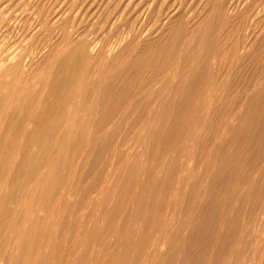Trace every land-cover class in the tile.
Returning a JSON list of instances; mask_svg holds the SVG:
<instances>
[{"label":"rangeland","instance_id":"374dc122","mask_svg":"<svg viewBox=\"0 0 264 264\" xmlns=\"http://www.w3.org/2000/svg\"><path fill=\"white\" fill-rule=\"evenodd\" d=\"M45 8L60 13L58 26L42 19ZM0 10V64L43 43L32 83L71 49L63 29L87 30L97 52L75 95L91 142L72 166L53 153L41 168L31 207L16 204L20 234L5 242L0 226V264L28 254L31 264H264V0H0ZM139 55V92L98 132L116 102H100V90ZM0 182L1 200L11 183Z\"/></svg>","mask_w":264,"mask_h":264},{"label":"bare ground","instance_id":"6f19581e","mask_svg":"<svg viewBox=\"0 0 264 264\" xmlns=\"http://www.w3.org/2000/svg\"><path fill=\"white\" fill-rule=\"evenodd\" d=\"M19 3H20V1H19ZM50 7H52V6H50ZM34 8H35V4H34ZM115 9H116V7H115ZM45 10H46V8H45ZM0 11H2V10H0ZM20 11H19V13H20ZM55 11L50 10V8H49V10L47 9L46 11H44L42 13L44 15V17H45V18L43 17L42 19L47 20L49 16H50V18L52 16V20H51L52 24L54 23V24H56L58 26L61 23L60 16H59L60 13H58L57 11L55 12ZM172 14L173 13H171V15ZM122 15H121V17H122ZM197 16H198V14H197ZM198 17H200V16H198ZM105 18H107V19H105V24H106V23L109 22L108 19H110V18H108V17H105ZM111 19H112V17H111ZM93 20H95V19H93ZM115 20H114V22H115ZM79 22H81V21H79ZM114 22H110V23L113 24ZM28 23H29V21H28ZM30 25H32V23ZM30 25L28 26V25L24 24L22 26V30L23 31L31 30V26ZM41 25H42V23H41ZM92 25H93V23H92ZM107 25H109V24H107ZM114 25H115V23H114ZM77 26H78V24H77ZM101 26H103V25H101ZM65 27H67V26H65ZM69 29H71V31L68 30V29H66V30L63 29L64 31H62V29H61V31L63 32L62 33L63 34L62 35L63 36L62 42L63 41H67L70 44H72V47L61 58H59V59L54 58V60H53V62H54L53 69L51 71H49L47 74L43 73L44 76H45V79L44 78H40V79L37 78L34 81V83H32L33 80L31 81V79L35 77V76H32V74H33L32 71L34 69L32 67L40 64L38 62H41V56H39L38 54L41 52L40 50L42 49L41 47L43 46V43L39 44V42H38L36 45L33 44L34 46L31 47L29 50H27L26 54H21L18 57H15V58H5V56H4L5 59H3V60L1 59L2 63L0 64V74L2 73V75H5L6 77H5V79L3 81L0 82V181H4L6 183H9V182L11 183L10 187L8 185L9 192L8 193L6 192V195H2L4 197L0 200V226L8 227L6 229V231H3V232H5V234L9 232L8 235L5 236V242L11 241V239L13 238V235H15V233H16V235H17V233L20 234V232H18V230H17V232H15L14 227H13V226H15L14 223L18 220V218L20 219V215H18L17 212H19L20 210H23L21 212L24 213V211L28 210L31 207V205L29 203L30 199L28 198V194L29 193L31 194L30 191H32L33 189H36V187L39 185V182L41 181V177H38L37 175H38V173L40 174L41 171H44L43 167L46 166V163L48 162L49 158L53 157L51 155L53 153L58 154V158L60 157V159L62 160L61 163L63 164L64 169H66L67 167L72 166V162H75V160L77 158L79 159V161L82 159V157H81V156H83V154H82L83 149L82 148H85V145L87 147V144H85V143L88 142V144H89L91 142V139H92L91 136H88V139L86 138V134H87V132H89L88 127H87L89 124L84 123L83 121L82 122L79 121V117H80L79 114L81 113L80 110H79V106L81 104H76L75 95L78 94V92H77L78 90L80 91L79 78L81 79V74H82V71H83V65L87 61H90V60L92 61V59H94V57L97 54L96 45L94 44L95 41L93 42V41L88 39L87 33H86L87 30L82 31L83 29H81L80 31H82V32H77V29L75 27H70ZM88 29H90V28H88ZM120 37H122V36H120ZM122 38H124V37H122ZM26 39H29V38H26ZM44 40H46V37H45ZM115 40H116V42H115ZM115 40H114V43L112 42L114 44L113 49L115 48V43L117 44V37H116ZM248 40H249V37H248ZM120 43L121 42H120V39H119L118 44H120ZM118 44H117V46H118ZM108 46H110V45H108ZM157 46H156V48H154V50L151 49V50L155 51L154 52L155 54H156V51H160V48L158 50H156ZM58 48H60V47H58ZM105 48H107L106 49L107 52L110 51V49H108V47H105ZM47 49H48V47H47ZM148 49H145L144 53ZM38 50L40 51L39 53L37 52ZM100 50H102V49H100ZM104 51H103V53H104ZM52 52L53 51L51 50V53ZM150 52H152V51H149V54H150ZM51 53L48 56H45L44 58L46 59L47 57L50 58L51 56H53V55H51ZM99 53H100V51H99ZM110 53H112V52H110ZM159 53H158V55H159ZM142 55H139L137 57L138 59L135 58V60L137 59L135 63L133 62V63H131V65H129V64H126V66L124 65V67H122L119 72L117 71L118 72L117 74H115V72H114V75H111V77L108 78V80L105 82L104 87L102 88V90H100V94H99V96H101L100 102H105L104 99L105 100L106 99L107 100L110 99L109 101H111L113 96L115 97V98L113 97V99L114 100L116 99V102H114L112 100L113 101V106H111L109 104L110 107H108V108L106 107L107 109L104 107L105 104L102 105L104 107V111L103 112H102L101 108L100 109L98 108L99 111L101 110L100 112H102L101 114L100 113H98V114H100V116L102 114L103 115L101 116L99 121H98V118H96V117H98V115L96 114L94 116L96 119H93V120H96L98 122L95 125L96 128H93L94 126L92 125L93 129H96L97 131L99 130L98 132H100L101 129H103V128L107 127V126H109V127L111 126V128H112V124L110 125V123H113L114 121H109L106 118H108L110 116L112 118V115L115 114L116 111H118V109H120L119 105H121V103H125L127 101L130 102L131 101L130 100L131 96L133 97L134 95L137 94V91H138L137 85H138V83L136 82V80H137V77L139 75V70L141 69L143 62L146 61V60H144V58L146 57V59H147V56L144 55L145 57L143 58ZM151 55H152V53H151ZM162 55L163 54H161V56ZM103 56H99V57L103 58ZM151 58H152V60L154 59L153 57H150V59ZM150 59H148V60H150ZM95 60H96V58H95ZM101 60L102 59H100V61ZM138 60H139V62H138ZM154 61H155V59H154ZM163 61H165V60H163ZM159 62H160V60H159ZM102 63L100 65H102ZM140 63H141V65H140ZM149 64H152V61H151V63L149 62ZM103 65H104V63H103ZM159 65H160V63H159ZM114 66H115V64H114ZM150 66L151 65H149V69H151ZM86 68L88 69V67H86ZM95 68H96V66L94 67V70L96 71L98 68H96V69ZM106 68H107V66H106ZM109 69H110V67H109ZM94 70H93V72H94ZM99 71H100V69H99ZM145 71H147V70H144V72ZM84 73L86 74L85 71H84ZM97 74L98 73H95L94 75H97ZM106 74H107V72H106ZM109 74H107V75H109ZM102 75H103V73H102ZM107 75H106V78H107ZM90 76H92V78L96 77V76L93 77L92 74H90ZM40 77H42V76H40ZM89 77L87 78V80L89 79ZM104 77H103V79H104ZM144 78H145V76H144ZM149 78H151V77H149ZM101 81H105V79L101 80ZM142 81H144V80H142ZM81 82L82 81H80V83ZM83 82H82V85H83ZM96 82H97V80L96 81H93V80L88 81L86 86L87 87L89 86V88H91L90 86H93ZM138 82H139V80H138ZM145 82L146 81H144V83H141V84H145ZM103 84H104V82H103ZM100 85H101V82H100ZM76 88H78V89H76ZM88 91H89V89H88ZM96 92H95V94H97ZM140 93H138V94H140ZM86 94L88 95V93H86ZM87 95H85V96H87ZM89 96H87V97L89 98ZM87 97H85V98L87 99ZM93 98H92V101H93ZM79 99H80V97H79ZM86 99L84 101H86ZM98 102H99V100H98ZM85 105H86V103H85ZM124 105L127 107V104H124ZM84 106H82V107H84ZM95 112H98L97 107H96V111ZM80 115H82V113ZM87 117H88V115H87ZM87 117L86 116H85V118L83 117L84 121H85V119ZM96 121H94V122H96ZM97 131H95V132H97ZM107 131L110 132L109 130H107ZM104 132H105V130H104ZM104 132H102V133H104ZM102 133H99V134H102ZM90 135H91V133H90ZM92 137H94V136H92ZM120 141L121 140L119 139V143H120ZM95 142H96V140H95ZM65 144H69V145L74 144V146L72 145V148L70 146H68V149L71 148L70 150H72L71 152L69 151V153L71 154L69 156H71V157L68 156V153H62V150L64 149V145ZM82 144L83 145L85 144V145L83 146ZM90 147H91V145H90ZM84 151L86 152V151H88V149H85ZM54 157L56 158L57 155L54 156ZM54 157H53V159H55ZM51 158H50V161L52 162L53 159L51 160ZM51 162H49V163H51ZM14 167L15 168L18 167L17 170L14 171V172L19 173L21 176H19L18 179L15 178L17 180L12 181L11 177H10V174L12 173L11 171L13 170ZM41 168H42V170H41ZM17 173H16V175H17ZM35 175L37 177H34ZM49 175H50V173H49ZM15 177H17V176H15ZM104 182H105V180H104ZM1 183L2 182H0V184ZM30 184H33V188H32V186H29ZM57 187L58 186L52 187V192L57 190ZM0 190H1V188H0ZM100 192H101V190H100ZM2 194H5V193L2 192ZM84 194H87V193H84ZM59 195H60V193H59ZM19 199H20V203H21V205H20L21 209L19 211H17L15 208H16L17 201H19ZM79 204H81V203H79ZM79 204H77V205H79ZM34 207H35V205H34ZM32 211H34V210H32ZM23 213H21V214H23ZM33 216L31 214V217H33ZM27 224H29V223H27ZM0 231H1V228H0ZM17 237H19V236H17ZM25 238H27V237L26 236L23 237L24 241H25ZM155 240H156V238H155ZM155 242L156 241H154V243ZM163 242H164V240H163ZM40 251H41V249H40ZM25 252H27V251H25ZM72 253H74V252H72ZM22 257H21V259H22V262L24 264H31L30 260H32V258H30L29 254L27 256H22ZM39 257H40V255H39ZM263 257H264V255H263ZM6 259H7V257H6Z\"/></svg>","mask_w":264,"mask_h":264}]
</instances>
